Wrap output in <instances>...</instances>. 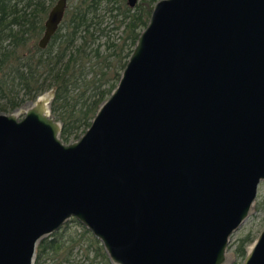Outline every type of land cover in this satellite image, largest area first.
I'll list each match as a JSON object with an SVG mask.
<instances>
[{
  "label": "water",
  "instance_id": "obj_1",
  "mask_svg": "<svg viewBox=\"0 0 264 264\" xmlns=\"http://www.w3.org/2000/svg\"><path fill=\"white\" fill-rule=\"evenodd\" d=\"M51 100L0 113V264H33L70 218L112 264L225 262L264 185V0H157L78 139ZM240 264H264V228Z\"/></svg>",
  "mask_w": 264,
  "mask_h": 264
},
{
  "label": "trees",
  "instance_id": "obj_2",
  "mask_svg": "<svg viewBox=\"0 0 264 264\" xmlns=\"http://www.w3.org/2000/svg\"><path fill=\"white\" fill-rule=\"evenodd\" d=\"M156 1L145 0L132 10L127 0H67L58 30L42 49L38 40L55 0H0V111L9 113L52 90L51 114L62 125V141L78 139L117 84ZM115 31L120 34H108ZM79 241H62L54 232L39 241L33 264L44 258L49 264H72ZM252 241L239 240L242 260ZM91 244L93 258L105 261L99 241ZM91 248L88 242L87 252Z\"/></svg>",
  "mask_w": 264,
  "mask_h": 264
},
{
  "label": "rangeland",
  "instance_id": "obj_3",
  "mask_svg": "<svg viewBox=\"0 0 264 264\" xmlns=\"http://www.w3.org/2000/svg\"><path fill=\"white\" fill-rule=\"evenodd\" d=\"M144 1L145 0H137L134 7H129L127 4L126 5L132 10H134ZM53 5L54 4H52V6ZM46 16L44 20L46 19ZM108 34H110V36H114L116 34L119 35L120 32L119 31H115L113 33L108 32ZM42 94H48L53 97L52 90L50 91L48 90L46 92H43ZM33 101L34 100L26 101L20 107L14 109L13 111H16V113L19 114L18 116H21L24 112L25 107L28 106ZM13 111H10V112H13ZM0 113H7V112L0 111ZM71 140L73 141V139ZM263 228H264V185L263 183H260L258 185L256 197L253 201L248 217L244 220L242 225L237 230H235L230 236V242L228 244L227 251H226V258L223 264H240L242 262V258L239 257L236 252L237 246L239 244V240L245 236H247L251 240H254L259 235V233L262 231ZM84 230H87V229H85V227H83L75 218H70L63 225V228L56 231L57 238L62 241H65L67 239L69 240L70 238L81 239V241H79V243L74 247L72 256L70 257V261L72 262V264H112L108 256L106 255L104 249H103V252L106 255L105 261H102L98 258L96 259L93 258V255H94L93 246L95 243L91 244V242H92V239H96V238L93 237L90 231L87 230L88 232L86 233L84 232ZM88 242L90 243L92 248L90 251L87 252ZM249 245L250 243L247 244L246 249L249 247ZM86 252L88 253V258L85 257ZM41 264H49V260L48 259L46 260L44 258L42 261L41 259Z\"/></svg>",
  "mask_w": 264,
  "mask_h": 264
},
{
  "label": "bare ground",
  "instance_id": "obj_4",
  "mask_svg": "<svg viewBox=\"0 0 264 264\" xmlns=\"http://www.w3.org/2000/svg\"><path fill=\"white\" fill-rule=\"evenodd\" d=\"M26 107H27V106H26ZM26 107H25V108H26Z\"/></svg>",
  "mask_w": 264,
  "mask_h": 264
}]
</instances>
